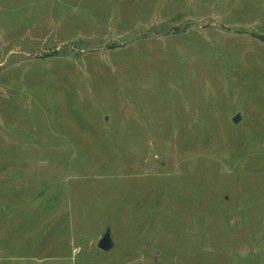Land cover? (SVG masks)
I'll return each instance as SVG.
<instances>
[{
	"label": "rangeland",
	"instance_id": "rangeland-1",
	"mask_svg": "<svg viewBox=\"0 0 264 264\" xmlns=\"http://www.w3.org/2000/svg\"><path fill=\"white\" fill-rule=\"evenodd\" d=\"M0 264H264V0H0Z\"/></svg>",
	"mask_w": 264,
	"mask_h": 264
},
{
	"label": "water",
	"instance_id": "water-1",
	"mask_svg": "<svg viewBox=\"0 0 264 264\" xmlns=\"http://www.w3.org/2000/svg\"><path fill=\"white\" fill-rule=\"evenodd\" d=\"M239 118H240V113H237L232 117V121L236 123L239 120ZM157 161L159 163H163V158L160 157ZM95 245H96V247H98L102 251H108L113 247L114 243H113V240L111 238V233H110L109 228H105L100 233V235L97 237V239L95 241Z\"/></svg>",
	"mask_w": 264,
	"mask_h": 264
}]
</instances>
